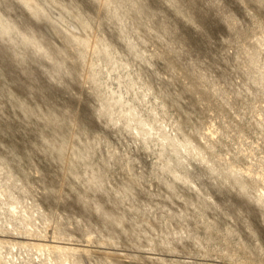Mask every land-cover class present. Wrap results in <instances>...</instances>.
Wrapping results in <instances>:
<instances>
[{"label":"rangeland","instance_id":"obj_1","mask_svg":"<svg viewBox=\"0 0 264 264\" xmlns=\"http://www.w3.org/2000/svg\"><path fill=\"white\" fill-rule=\"evenodd\" d=\"M0 264H264V0H0Z\"/></svg>","mask_w":264,"mask_h":264}]
</instances>
